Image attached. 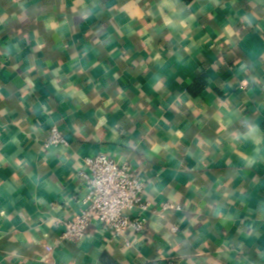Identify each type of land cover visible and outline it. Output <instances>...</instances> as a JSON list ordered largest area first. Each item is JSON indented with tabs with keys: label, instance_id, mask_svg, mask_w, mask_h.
Here are the masks:
<instances>
[{
	"label": "crops",
	"instance_id": "crops-1",
	"mask_svg": "<svg viewBox=\"0 0 264 264\" xmlns=\"http://www.w3.org/2000/svg\"><path fill=\"white\" fill-rule=\"evenodd\" d=\"M103 152L179 208L62 241ZM0 264H264V0H0Z\"/></svg>",
	"mask_w": 264,
	"mask_h": 264
},
{
	"label": "built area",
	"instance_id": "built-area-1",
	"mask_svg": "<svg viewBox=\"0 0 264 264\" xmlns=\"http://www.w3.org/2000/svg\"><path fill=\"white\" fill-rule=\"evenodd\" d=\"M62 132L58 126L52 127L45 145L67 146ZM79 176L87 191L84 207L63 221L62 241L78 243L96 224L112 239L120 238L131 245L128 235L142 233L147 228V211L162 215L166 210L179 208L169 202L159 210L153 208L144 197L145 182L139 170L130 161L119 162L107 152L85 156ZM177 229L176 226L172 228L173 231ZM46 249L50 253L53 248L46 246Z\"/></svg>",
	"mask_w": 264,
	"mask_h": 264
}]
</instances>
